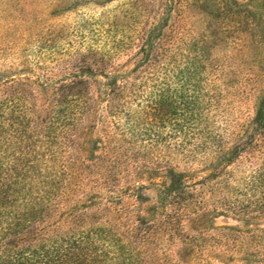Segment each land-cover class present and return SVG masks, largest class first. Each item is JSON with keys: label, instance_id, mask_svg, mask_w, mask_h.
<instances>
[{"label": "trees", "instance_id": "16d2710c", "mask_svg": "<svg viewBox=\"0 0 264 264\" xmlns=\"http://www.w3.org/2000/svg\"><path fill=\"white\" fill-rule=\"evenodd\" d=\"M227 3L224 0L223 5L232 15ZM175 10L170 6L155 20L148 15L139 20L137 14L129 26L124 20L102 23L106 29L101 42L85 44L57 79L42 75L27 81L33 87L30 109L17 108L8 97L0 101L6 109L5 113L0 109V118L7 117L0 125V264H131L135 255L145 253L142 246L151 233L145 219L139 220L141 240L133 243L138 246L134 249L130 234L122 236L109 221L101 220L107 205L83 203L63 193L57 179L63 173L48 163V154L54 156L46 143L51 130L81 127L99 110L113 130L111 145L103 146L114 155L116 162L111 164L132 162V180L140 172L148 177L155 188L154 213L203 202L202 187L211 185L213 193L225 186L229 164L255 149V131L264 134L258 132L264 129V115L256 112L255 131L247 134L248 141H240V132L217 121L220 91L209 79L207 42L178 38L168 24ZM132 48L134 55L125 63L131 62L121 63ZM27 83L17 82L24 86L23 93ZM196 162L211 166L204 178L196 179L195 170L179 169V164ZM261 167L252 183L264 191ZM261 201L258 211L264 212ZM220 208L215 213L236 216L250 209L245 201Z\"/></svg>", "mask_w": 264, "mask_h": 264}, {"label": "rangeland", "instance_id": "374dc122", "mask_svg": "<svg viewBox=\"0 0 264 264\" xmlns=\"http://www.w3.org/2000/svg\"><path fill=\"white\" fill-rule=\"evenodd\" d=\"M223 2L0 0V101L8 97L17 108L25 105L30 109L29 90L33 87L27 81L42 75L57 79L85 44L101 42L106 29L102 23L124 20L129 26L137 14L141 15L139 20L146 15L155 20L174 6L178 10L172 12L168 24L174 26L176 36L190 43L195 39L207 42L209 79L220 91L217 121L230 131L240 132V141H248L247 134L255 131L252 121L256 112L264 115V0H228L232 15ZM135 49L123 56L121 63ZM19 80L27 83L26 93L22 92L24 86L17 84ZM0 109L5 113L6 109ZM100 115L96 110L81 127L64 132L51 130V139L46 143L54 156L48 154V163L53 171L63 173L57 179L65 195L73 200L81 198L87 204L107 205L109 210L101 214V220L109 221L122 236L130 234L132 244L141 240L139 220L151 224V233L142 246L145 253L142 250L141 255H135L131 264H264V212L257 207L264 199V191L252 183L264 165V134L255 131V149L241 153L238 160L229 164L230 177L225 186L213 193L209 190L211 185L202 187L199 201L203 202L196 201L193 207L183 210L156 209L154 213L151 206L155 204V188L148 177L140 172L132 180V162L120 160L115 166L111 164L116 160L105 148L111 145L113 130ZM6 120L4 115L0 125ZM258 132L264 133V129ZM179 165L180 170H195L196 179L204 178L211 169L198 162ZM139 195L145 199L139 200ZM244 201L250 208L246 214L215 213L223 205L236 207ZM201 208L206 212H201ZM226 226L238 231L222 229Z\"/></svg>", "mask_w": 264, "mask_h": 264}]
</instances>
